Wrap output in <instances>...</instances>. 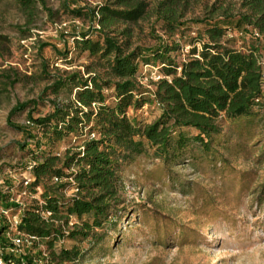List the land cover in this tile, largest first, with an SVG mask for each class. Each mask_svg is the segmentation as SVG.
<instances>
[{
  "label": "trees",
  "instance_id": "obj_1",
  "mask_svg": "<svg viewBox=\"0 0 264 264\" xmlns=\"http://www.w3.org/2000/svg\"><path fill=\"white\" fill-rule=\"evenodd\" d=\"M8 1L26 24L33 22L39 9L50 13L45 0ZM150 1L106 0L90 8L63 6L72 16L87 22L86 29L71 33L73 49L87 52L96 68H87V76L80 71L48 73V61L42 60L35 77L49 80L42 94H63L64 98L51 100V110L43 115L27 114L25 124L8 121L24 138L32 140V145L17 144L28 156L23 168L32 178L23 190L35 194L39 188L40 192L38 199L23 205L11 199L10 182L6 183L7 190L3 189L5 183L0 184V253L5 260L37 264L41 251L31 254V248L39 242L49 250L47 264L79 260L85 253L78 244L58 250L54 247L69 236L90 239L94 245L87 252H93L104 240L111 220L119 219L116 205L122 165L140 155L168 163L193 144L206 153L214 137L222 132V118H253L260 109L264 112V67L259 45L241 51L227 45L226 38L228 28L240 29L262 40L264 49V0H244L239 15L222 13L214 17L215 11L210 9L206 17L184 21L181 18L190 0H158L153 6L155 22L162 24L170 41L157 37L152 46L133 45L130 28L118 29L116 25L143 18ZM192 24L201 27H196L195 35L187 41L185 58L177 61L180 39ZM177 32L178 38L171 39ZM44 46H50L60 59H67V49L61 53L55 45L44 43L39 50ZM143 65L159 66L161 75L149 83L153 88L142 83ZM13 76L0 75L1 84L10 86L21 80ZM34 102L17 103L8 117ZM146 103H156L161 109L152 122L141 124L129 117L128 109L137 110ZM262 121L264 125V116ZM183 128L196 132L189 136ZM68 137L74 142L63 151L50 150L49 146ZM67 186L74 192L66 198L63 189ZM10 209L20 210L14 231L8 229L5 214ZM71 218L76 221L69 224ZM9 234L33 239L22 245L23 251L13 246Z\"/></svg>",
  "mask_w": 264,
  "mask_h": 264
},
{
  "label": "rangeland",
  "instance_id": "obj_2",
  "mask_svg": "<svg viewBox=\"0 0 264 264\" xmlns=\"http://www.w3.org/2000/svg\"><path fill=\"white\" fill-rule=\"evenodd\" d=\"M45 1L50 13L39 9L33 22L26 24L23 15L8 0H0V75L21 77L10 86L0 82V184L5 183L3 189L7 190L6 183L10 182L11 199L23 205L38 199L40 192L39 188L35 194L23 190L32 178L29 170L23 168L28 156L17 144L32 145V140L24 138L8 121L25 124L27 114L43 115L51 110V100L64 98L63 94H42L49 83L48 79L35 78L42 60L48 61V73L80 71L87 76V68L95 67V60L87 52L73 49L71 33L81 27L86 29L87 22L72 16L63 6L90 8L106 0ZM157 1H150L143 18L137 22L116 25L118 29L130 28L133 45L152 46L157 37L170 41L162 24L155 22L153 6ZM243 1L190 0L181 20L206 17L210 9H214V17L222 13L239 15L244 10ZM196 27L201 26L192 24L190 29H185L180 51L175 54L177 61L185 58L187 41L195 35ZM179 35L177 32L171 39ZM226 38L227 45L241 51L257 43L264 67L262 40L235 28L227 29ZM44 43L55 45L61 53L67 49V59L57 57L50 46L39 50ZM140 72L142 83L148 88H153L150 80L155 81L161 75L159 66L143 65ZM28 75L30 78H25ZM28 100L35 102L8 117L14 105ZM160 112L156 103H146L140 109H128L127 114L147 124ZM263 116L260 109L253 118H222L219 121L222 132L214 137L206 153L193 144L168 163L140 155L122 165L116 205L119 219L111 220L104 240L93 252H87L94 245L90 239L74 240L69 236L54 248L78 244L84 250L79 260L66 264H264ZM183 130L189 136L196 132L193 128ZM73 142L68 137L49 148L61 152ZM73 192L71 186L63 189L66 198ZM5 214L8 229L14 231L13 223L20 210L10 209ZM74 221L71 218L69 224ZM32 247L31 254L41 251L37 264H47L46 244L39 242ZM19 249L25 251L23 246Z\"/></svg>",
  "mask_w": 264,
  "mask_h": 264
},
{
  "label": "built area",
  "instance_id": "obj_3",
  "mask_svg": "<svg viewBox=\"0 0 264 264\" xmlns=\"http://www.w3.org/2000/svg\"><path fill=\"white\" fill-rule=\"evenodd\" d=\"M14 226L17 224V220H14ZM33 239L32 237L28 235H23V234H17L14 239H12L13 246L15 247H20L24 243H29ZM0 264H17L16 262L12 260H5L2 254L0 253Z\"/></svg>",
  "mask_w": 264,
  "mask_h": 264
}]
</instances>
